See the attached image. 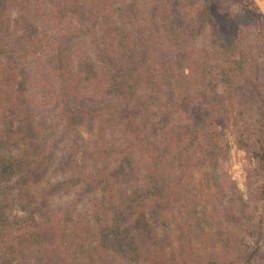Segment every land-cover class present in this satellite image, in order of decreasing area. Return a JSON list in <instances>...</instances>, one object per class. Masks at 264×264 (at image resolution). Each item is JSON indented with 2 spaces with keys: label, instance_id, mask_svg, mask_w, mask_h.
I'll return each instance as SVG.
<instances>
[{
  "label": "rangeland",
  "instance_id": "1",
  "mask_svg": "<svg viewBox=\"0 0 264 264\" xmlns=\"http://www.w3.org/2000/svg\"><path fill=\"white\" fill-rule=\"evenodd\" d=\"M11 1L9 17L20 19L22 26L12 22L10 32L0 36V45L19 46V42L29 43L30 38L43 33L44 43L55 44L59 55L48 57L45 67L36 65L43 61L42 56L5 61L12 72L17 106L12 129L4 132L8 139L0 146L11 166L10 174L2 181L5 193L1 196L7 203V214L34 224H47L56 216L67 217V211L84 215L93 223H102L110 216L123 221L129 212L128 205L136 206L132 201L138 200L141 211L137 218L145 224L142 232L150 237L149 248L154 244L151 250L160 252L164 264H170L173 258L179 264H214L210 259L223 264L222 259L239 258L241 253L233 244L225 247L209 237L219 230L251 242L247 225L242 223L245 214L252 233L261 238L264 264V198L257 189L263 179L247 151L235 140L239 132L251 125L254 112L243 111L227 123L229 127H220L226 134L217 141L203 137L202 129L212 127L205 122L203 125L196 121L201 128L199 133H194L193 125L168 119L161 128L145 127L125 112L147 93L150 104L159 96L163 100L161 85L155 91H136L135 101L121 98L127 89L119 85L120 74H115L111 67L120 65V53L106 48L115 38L119 43L127 42L129 35L134 41L147 44L149 37L142 34L151 36L160 27L165 30L161 31L160 41L168 39L172 51L159 50L155 60L161 61L190 43L194 50L204 53L218 94H228L222 79L226 69L235 74L233 79L238 83L229 88L238 92L231 93L225 104L235 103L241 97L247 109L254 102L248 91L242 89L240 95L236 88L239 83L244 84V75L256 74L257 68L264 65V44L253 25L241 21L244 32L234 36L230 43L222 36L216 15L207 6L208 0H178L183 6L178 4L180 17L173 12V19L169 18V5L166 16L164 0H110L120 8L118 12L134 5L135 13L126 10L129 16L125 12L115 16L102 14L96 24L83 28L77 11L73 14L78 19L73 17L68 25L72 32L53 31L46 20L49 18L52 23L58 7H65V0ZM223 1L241 17L236 1ZM254 2L264 10V0ZM87 5L86 14L90 12ZM136 5H146L152 11L151 24L138 27L135 17L130 16L136 15ZM81 27L83 30L78 31ZM220 45L229 49L224 59L215 55ZM88 65L106 73L111 83L107 91H93V85L85 78L89 75ZM42 70L52 76L48 77L51 84H44L48 74ZM58 70L68 71L74 83L59 78L65 74H55ZM128 146L132 147L125 152ZM149 168L159 169L164 177L149 174ZM161 178L164 187L160 188L157 182ZM160 191L162 200L151 201L153 194ZM220 200L234 208L240 222H223L217 208ZM190 224L198 228L201 237L190 233ZM113 264L121 263L116 259Z\"/></svg>",
  "mask_w": 264,
  "mask_h": 264
},
{
  "label": "trees",
  "instance_id": "2",
  "mask_svg": "<svg viewBox=\"0 0 264 264\" xmlns=\"http://www.w3.org/2000/svg\"><path fill=\"white\" fill-rule=\"evenodd\" d=\"M164 1L167 5V18L168 5L171 6L172 10L171 13L169 12V18L173 19V12L176 13L175 16L177 17L183 3L178 0L173 3L169 0ZM187 1L190 2L191 0ZM234 1L239 6L241 17L231 12L223 0H208L206 2L208 8L216 15L220 32L226 38V42H230L229 40L233 39L234 36L237 37L244 32L243 29L245 28L241 26V21H245L253 25L264 44V12L254 0ZM11 3V0H0V36L10 32L12 22L22 26L20 19L12 20L9 17ZM87 4L91 5L88 6ZM86 5L90 9L87 14L84 13L86 12ZM64 6L63 8L58 7L59 10L55 11L56 14L52 23H50L49 18L46 20L53 31H55L54 29H61L65 32H72L68 25L69 22L74 21L73 17L78 19L77 15L73 14L77 11L81 14L80 22L83 23V28L96 24L102 14L115 16L117 13L119 15L121 12H125L129 16L130 12L128 11L130 10L135 13L134 5L118 12L120 8L110 0H65ZM92 6L95 8L91 11ZM153 9L155 10V8ZM94 13L97 14L94 15ZM182 13L184 14V11ZM136 15L131 14L130 16L135 17L139 28L153 22L152 11L146 5H136ZM21 20L25 21L22 18ZM83 28L81 27L78 31L83 30ZM162 28L165 29V27ZM161 31L162 29L158 27L151 36L146 35V33L142 34L146 38L149 37L147 44L138 43L129 35L127 42L119 43L115 38L106 45L107 49H115L120 53V65L114 64L111 67L112 71L116 72L115 74H120L119 85L127 89L124 90L125 93L121 98L125 97L135 101L136 91H155L160 85L163 90V100H159V96V99L155 98L153 104L148 101V93L141 95L136 100L137 103L126 110V116H133V119L150 128H161L167 119L168 121L173 120V122L193 125L195 127L194 133H199L201 130L196 121L203 125L205 122L212 127L206 128L205 126L206 129H202L204 131H201L203 137L207 141H217L226 134L223 129L229 127L228 122L234 121L237 116L244 113L243 111L246 114L247 110L254 112V117H252L253 113L251 114V125L245 127V131L239 132L235 140L247 151L257 173L262 177L263 180L257 189L259 196L264 198V65L257 68L256 74L244 75L242 77L244 84L239 83V88H236L240 95H243L240 90L248 91L247 95L254 102V105L245 109L241 97L235 103L226 105L225 103L230 101L229 95L238 92L230 89L233 83L237 82L236 78L233 79L235 74H230L231 71L226 69V75L222 76V79H224L228 94L226 92V94L220 95L211 81V71L204 53L194 50L190 43L183 46L178 52L170 53L167 58L161 60L162 62L155 60L159 50L165 53L172 51V48L168 47V39L160 41ZM164 35L166 36L165 33ZM44 36H46V31ZM45 40L43 33H41L40 36L30 38L29 43L19 42V46L0 45V146L5 145L4 141L8 138L4 132L12 129L10 124L13 123V119L17 115L14 89H12L13 85L11 84L12 72L5 61L10 58L42 56L43 61L37 62L36 65L37 67H45L48 57L59 55L57 46L53 43H44ZM223 46L220 45V49L216 50L217 58L224 59L227 54L229 49ZM168 48L170 49L168 50ZM262 49H264V45ZM117 65L119 67L115 70ZM86 70L89 71V75L85 78L89 79L87 80L88 83L93 85V91L96 93L103 90L107 91L108 87H111L106 73L90 65L86 67ZM42 72L46 73L44 70ZM67 72L66 70H58L55 74H65L59 78L73 84L74 77L67 75L69 74ZM49 74L45 77L49 82L45 81L44 84L52 83L48 78L52 77ZM36 86L39 87V84ZM13 136H17V133H13ZM188 136H191L190 132H188ZM131 147L128 146L125 152L129 151ZM150 153L151 155L154 154L153 152ZM10 167L7 163V157L0 152V264H29V261L35 262L34 264H113L116 259L121 264H125V262L127 264H164L161 261L160 252L151 250L154 244H151V249L149 248L147 238L150 237L142 232L145 224L143 219L137 218L139 211H141L138 200L132 201L136 206L128 205L129 212L126 213V220L123 221L117 220L115 216H110L105 217L102 223H99L98 220L93 223L89 219H85L86 216L83 215L82 217L81 214L78 215L71 211H67V217L56 216L47 224H34L19 218L12 219L6 211L7 203L1 196L5 193L2 181L10 174ZM147 172L151 175L158 174L164 177L163 172L157 168H149ZM163 182V178L158 180L157 183L161 185L160 188L164 187ZM160 194L161 191L153 194L155 198H150V200L161 201ZM108 199L111 200L112 198L109 196ZM217 208L226 224L240 222V215L223 200L218 202ZM243 215L242 223L247 225L246 229L251 236V242L219 230L214 231L209 237L222 246L227 247L233 244L239 249L241 253L239 258L235 260L222 259L221 263L223 264H262L261 238L252 233L250 224L246 223L247 216ZM190 227L191 234L194 233L198 238L201 237L202 233L198 232L195 225L190 224ZM210 262L216 264L219 261L210 259ZM170 264H179V261L173 258L170 260Z\"/></svg>",
  "mask_w": 264,
  "mask_h": 264
},
{
  "label": "bare ground",
  "instance_id": "3",
  "mask_svg": "<svg viewBox=\"0 0 264 264\" xmlns=\"http://www.w3.org/2000/svg\"><path fill=\"white\" fill-rule=\"evenodd\" d=\"M264 11V10H263Z\"/></svg>",
  "mask_w": 264,
  "mask_h": 264
}]
</instances>
